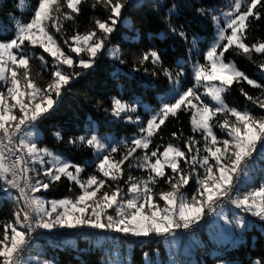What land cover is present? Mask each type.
Returning a JSON list of instances; mask_svg holds the SVG:
<instances>
[{
    "label": "snow or ice",
    "instance_id": "1",
    "mask_svg": "<svg viewBox=\"0 0 264 264\" xmlns=\"http://www.w3.org/2000/svg\"><path fill=\"white\" fill-rule=\"evenodd\" d=\"M86 3L88 0H38L30 20H14L12 38H0V82L7 85L5 90L0 91V180L7 188L17 190V199L23 201L22 207L14 214V222L5 223L0 232V264H23L21 253L29 244V234L37 228L52 231L86 226L136 237L153 234L167 236L181 227L188 229L203 218L206 208L214 211L217 201L231 198L240 176L249 175L255 154L264 151V116L257 117L250 112L230 107L224 98L234 84L242 81L252 88L261 89V97H264V85L249 78L233 62L227 61L225 55L230 50H235L237 54H243L251 60L252 53H256L264 61V40L246 43L251 23L264 19V0H234L231 9L223 13L227 17L224 27H220L219 18L213 16V21L219 28L215 42L204 56L206 62H197L193 66L195 84L183 91L178 88L180 77L184 75L182 68L173 72L164 67L163 56L155 48L141 54L140 66L148 63L154 69L159 65L169 83L176 86V93L173 102L165 103L147 121L146 126L140 129L145 135L133 139L131 146L127 147L119 159L113 154L120 152V148L113 146L106 151V145L97 135H82L68 141L74 146L80 144L93 148L97 153L106 152L97 164V171L103 178L91 175L82 179L83 168L63 161L60 156L47 149L39 148L35 140L37 134L33 131L35 125L54 109L72 79L81 74L75 71L65 72L61 66L68 69H92L117 30L116 26L128 0H94L91 7L104 8L108 12L107 19H95L93 29L85 32L74 30L72 35L64 39L68 51L81 57L77 62L66 53L51 29L60 33L66 30L65 22L75 24ZM18 6L22 9L30 7L28 0H18ZM197 11L201 15L206 14L204 9L198 8ZM170 31L187 41L188 37L184 32H177L174 27ZM195 45L193 38L192 47ZM29 48L42 49L55 62L51 79L43 87L31 78ZM107 51L121 64L125 62L119 47L109 48ZM37 58L46 63L43 55ZM259 68L264 72V62L259 64ZM133 70L140 71V68L134 67ZM143 70L145 73L149 72L148 68ZM151 75L156 76L157 72L153 70ZM201 86L204 87L203 96L197 90ZM240 92L246 99L264 109V99L254 98L243 88ZM203 97H209L214 103L206 102ZM136 111L134 105L112 97V116L122 118V114ZM181 112L191 113L193 131L203 134V152L206 154L200 156L201 149L196 147L199 141L192 138L185 144L187 153L173 144L164 146L163 151L157 145L149 152L150 145L153 144L152 138L159 133L169 117L178 119ZM218 116L223 117L222 122ZM233 117L234 120L231 119ZM127 119L129 122H140L138 116L134 121L130 115ZM214 127L226 131L230 139H218ZM22 132L24 135L20 136ZM54 135L61 138L59 131ZM172 135L177 136L176 133ZM18 136L20 138L16 140ZM138 149L143 150L144 155L137 157L140 162L133 164L131 158ZM45 157L49 158L47 163L51 164V167L42 171L47 179H36L33 183L30 173L35 172L39 176L41 172L29 165H44ZM126 162L128 168H142L150 175L139 180L129 173L125 178ZM197 166L203 169L202 175L197 174ZM166 169H170V173ZM62 177L78 185L81 194L75 199L52 201L49 210L45 207V201L37 197L36 193L48 191ZM193 179L199 188L189 201L184 197L182 189ZM107 180H124L129 185V198L124 199L126 194L118 183L113 187L107 184ZM160 181L168 184L170 190L154 192L153 186ZM157 195L164 202L163 207L157 203ZM231 203L264 221V183L242 197L231 199ZM110 209L114 210V215L109 212ZM238 227H244L243 220L239 221ZM44 264L51 262L45 261ZM256 264L262 262L256 261Z\"/></svg>",
    "mask_w": 264,
    "mask_h": 264
},
{
    "label": "trees",
    "instance_id": "2",
    "mask_svg": "<svg viewBox=\"0 0 264 264\" xmlns=\"http://www.w3.org/2000/svg\"><path fill=\"white\" fill-rule=\"evenodd\" d=\"M225 1L142 0L140 6L138 0H128L123 16L116 26L117 30L112 34L105 51L98 57L92 69L84 70L79 67L68 69L66 66H61L65 72L75 71L81 74L72 79L54 109L35 125L34 128L40 133V137L36 139L37 146L63 157L72 165L83 168L82 179H87L91 175L101 177L97 171L99 160L96 159V150L80 144L74 146L68 141L82 135L86 137L97 135L106 144V151L113 146L120 148V152L113 154L119 159L127 147L131 146V141L124 143L121 140H130L134 136L141 135L140 129L147 124L150 113L159 110L165 97L174 87L163 75L159 65L153 69L152 65L145 63L141 67L139 64L141 54L152 48L157 49L163 56L164 67L173 72L183 69L184 75L180 77L181 89L192 87L194 85L192 65L206 62L205 52L217 30L213 16L225 7ZM37 2L38 0H28L30 7L22 9L18 6V0H0V38L4 40L12 38L14 20L19 19L23 22L30 20ZM93 2L94 0H88V3L82 6V14L75 24L65 22V31L56 33L51 29L66 53L77 62L81 57L68 51L64 39L72 35L74 30L85 32L93 29L95 19H107L108 12L100 6L93 9L91 7ZM198 8L206 10V14L201 15L197 11ZM171 27L177 32H184L188 37L187 41L171 32ZM247 36L248 44L258 39L264 40V19L253 21ZM193 38L196 41L194 48ZM115 47L121 49L125 61L123 64L112 58L107 51ZM28 54L31 56V78L43 87L51 79L55 62L39 48H29ZM39 55L45 57L46 63H42L37 58ZM225 55L227 61H232L249 78L264 85V72L259 68V64L264 62L261 56L252 53V59L249 60L243 54H237L235 50H230ZM134 67L140 68V71H134ZM144 68H148L149 72L145 73ZM153 70L157 72L156 76L151 75ZM6 87L4 82H0V91L5 90ZM241 88L254 98L261 97V89L252 88L242 81L234 84L225 93V103L239 111H247L257 117L264 116V109L246 99L240 92ZM112 97L134 105L137 111L122 114V118L112 116ZM129 115L132 116L133 121L138 116L140 122H129L127 119ZM190 116V112H181L178 119L169 117L159 133L152 138L153 144L150 145L149 152L157 145L160 146V151H163L164 146L173 144L187 153L185 144L189 138L194 139L199 136L193 131ZM218 119L222 122L223 117L218 116ZM231 119L234 120V117ZM213 130L218 138H229L226 131L221 128L214 127ZM56 131L61 133L60 139L54 135ZM173 133L177 136L174 137ZM143 155V150L138 149L136 155L131 158V163L140 162L137 157ZM251 163L258 165V171L262 175L264 151L256 153L255 160ZM29 166L37 170L41 167L40 164ZM124 171L125 178L130 173L139 180L146 179L150 174L142 168H128L127 162ZM166 171L170 173V169ZM30 175L33 177V183L36 179H47L41 174L37 176L35 172ZM261 180L262 176L254 184ZM117 183L126 194L124 199L129 198L130 195L127 194L129 185L124 180L117 182L107 180V184L113 187ZM247 186L242 188L236 183L233 192L238 197L243 196L248 192ZM6 188L7 185L0 180V232L5 223L14 222V214L22 207L13 190L7 188L6 191ZM198 188L199 185L193 179L182 189V193L190 201L197 194ZM153 190L159 193L170 188L168 184L160 181L153 186ZM37 194L47 200L75 199L81 194V190L78 185L62 177L61 181L53 184L48 191L42 190ZM156 201L161 207L164 206L158 195ZM231 206L235 207L233 203ZM227 208L230 209V206ZM109 212L115 214L114 210L110 209ZM238 214L244 216V219L252 225L246 228L241 239L239 237L233 245L228 242H217L209 235V223H206L189 234L176 236L178 237L176 243H172L171 237L164 239L153 234L141 239L111 230L102 237H73L74 242L71 244L67 240L72 238L54 237L50 241H35L22 252V257H29L28 264H34L31 262V257L52 264H105L115 254H117L115 258L123 259L125 264H253L256 261L264 264V221L247 213L238 212ZM95 239H105V242L96 244Z\"/></svg>",
    "mask_w": 264,
    "mask_h": 264
},
{
    "label": "rangeland",
    "instance_id": "3",
    "mask_svg": "<svg viewBox=\"0 0 264 264\" xmlns=\"http://www.w3.org/2000/svg\"><path fill=\"white\" fill-rule=\"evenodd\" d=\"M225 2H226L225 3V7L222 8L221 10H219L218 11V14L215 15L216 17H218L220 19L219 20L220 21V27H224L225 26L227 17H225L223 15V13H225L228 10L231 9L234 0H226ZM138 3L141 6L142 5V0H138ZM216 10H218V9H216ZM215 26H216V29L217 30L215 32V35H214L213 40L209 44V48L215 42L217 33L219 31V28L217 27V24L216 23H215ZM209 48H208V50H209ZM206 52H205V54H206ZM80 59L81 58H79V60ZM194 65H192V72H194V67H193ZM194 84H195V81H194ZM178 88H179V91H183L184 90V89H181V83H179ZM197 90L203 96L204 87L203 86L198 87ZM175 93H176V86H174L173 88H171L170 92L165 97V100L162 103L161 107L165 103H171V102H173V97H174ZM203 98L205 99L206 102H208L210 104H213L214 103L213 101H211V99L209 97H203ZM160 108H159V110H160ZM159 110H157L156 112H151L150 113V116H149V119L153 115L157 114L159 112ZM33 131L37 134L36 137H35V140H36L37 138L40 137V133L37 132V129L36 128H34ZM195 132L199 135L198 137L194 138V140L199 141V143L196 145V147H198V148L201 149L200 156H203V155L206 154V153L203 152V147H204V143H205L204 140H203V134L201 132H199V131H195ZM140 133H142V132L140 131ZM23 135H24V133L21 136H23ZM143 135H145V134L142 133L141 135L134 136L130 140H121V142H124L125 143L127 141H132L133 139L139 138V137H141ZM218 139H220V138H218ZM228 139H230V138H228ZM220 140H223V139H220ZM103 144L106 145L105 143H103ZM103 155H104V152H102V153H97L96 152V159L100 160V158ZM61 158H62L63 161H66L63 157H61ZM48 160H49V158L48 157H45L46 163L44 165H41L40 164L41 167H40L39 171L41 172V175H43L42 174V171H43L44 168L51 167V164L47 163ZM210 162L211 163H214V161H210ZM36 164H39V163H36ZM257 166L251 163L250 168H249V175L248 176L241 175L240 178H239V180L236 182L239 187H242L243 188V187H245V186L248 185L247 186L248 187V190L247 191L250 192V191L258 188L260 184L264 183V173L261 175L260 172L258 171V167ZM197 174H199V175H202L203 174V169H200L198 166H197ZM260 176H262L261 182H259V183H257L255 185L254 182H256L260 178ZM248 192H246V193H248ZM36 196L39 197V198H41V199H43L45 201V207L47 209H49V210L51 209V202L52 201H60V200H47L44 197L38 195L37 193H36ZM239 197H242V196H239ZM239 210L240 209H238V208L230 205V209L220 207V208L212 211L211 216H210V218L208 220V223H209L208 233H209V235L213 236L217 240V242H219V241L220 242H228L230 245H233V243H236V241L239 239V237L241 239L242 233L246 230V228H250L252 224L250 222H247L246 219H244V216H241V215L238 214V212L245 213V212L239 211ZM58 211H62V209H58ZM53 215H55V214H53ZM240 220H243V223H244V227L243 228L238 227V223H239ZM122 234L123 235H126V236L131 235V234H125V233H122ZM132 237H136V236H132ZM136 238H141L142 239V238H147V237H136ZM177 238L178 237H176L174 235L171 236V239L173 241L172 243L178 242V239ZM164 239H167V238H164ZM67 242H69L71 244V243L74 242V239L73 238L72 239H69V240H67ZM103 242H105V239H95L94 240V243H96V244H101ZM167 244H169V243H167ZM116 255L117 254H115V256ZM115 256L112 259H108L105 262V264H125L124 261H123V259H119L118 257L115 258ZM31 258H32L31 259V262H33L34 264H44V262L46 261V260H39L36 257H31ZM22 260H23V264H28V262H29L30 259H29V257H24V258L22 257ZM222 264H226V263H222ZM253 264H256V262H254Z\"/></svg>",
    "mask_w": 264,
    "mask_h": 264
},
{
    "label": "built area",
    "instance_id": "4",
    "mask_svg": "<svg viewBox=\"0 0 264 264\" xmlns=\"http://www.w3.org/2000/svg\"><path fill=\"white\" fill-rule=\"evenodd\" d=\"M23 134V132L20 134V136ZM20 136L16 137L15 139L18 140ZM6 143V142H5ZM6 151V149H5ZM16 197H19V193L17 190L12 189ZM238 195L234 192L231 193V198H224L223 200L217 201L215 205V210L223 207L227 208L229 207L231 203V199L237 198ZM21 205H23V201H20ZM212 211L209 209H205V215L203 218L198 222L194 223L192 226H190L188 229L180 228L176 229L174 234H169L167 236H160L161 238H169L171 236H182L185 234H189L195 230H197L201 225L208 223V220L211 216ZM110 230H101V229H92L88 227H78L76 229H53L52 231H48L46 229L37 228L35 231L31 232L28 236L29 245H31L35 241H50L52 238H61V239H67V238H73L76 236H86V237H102L104 234L108 233ZM27 246V247H28ZM22 256V253H21Z\"/></svg>",
    "mask_w": 264,
    "mask_h": 264
}]
</instances>
